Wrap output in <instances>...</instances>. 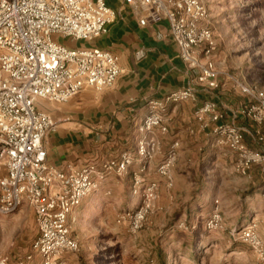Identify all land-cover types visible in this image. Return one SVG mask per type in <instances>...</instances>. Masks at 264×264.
<instances>
[{
  "label": "built area",
  "instance_id": "2783aa9c",
  "mask_svg": "<svg viewBox=\"0 0 264 264\" xmlns=\"http://www.w3.org/2000/svg\"><path fill=\"white\" fill-rule=\"evenodd\" d=\"M143 10L142 26L166 21L170 36L178 45L183 62L196 72V79L163 100L148 102V113L139 126L136 159L141 170L134 172L132 195L140 204L117 217L129 233L142 230L158 184L145 183V164L155 155L154 130L168 132L165 113L168 105L196 100V84L218 88L219 72L209 60L212 30L204 0H126ZM117 14L106 0H0V214L15 212L23 201L32 208L38 236L16 264H66V256L78 255L79 242L71 236L69 218L83 200L112 176H124L135 162L131 153L100 165L57 169L47 162L43 140L55 131L57 122L38 111L36 102L66 103L85 88L97 92L112 88L122 73L118 55L98 48L81 49L60 43V39L91 42L109 32ZM203 56L205 61L201 60ZM250 100L242 114L261 127L264 124V90L240 85ZM194 119L202 132L211 130L218 146L228 147L236 156L235 169L248 176L254 166L264 174V152L249 148L242 128L226 123L216 104L196 108ZM259 141L263 138L260 133ZM180 143L174 141L156 174L172 186ZM218 204V201L215 202ZM222 225L215 209L206 222L208 230ZM255 225L239 233V239L262 256L263 245L254 233ZM0 264H13L0 256Z\"/></svg>",
  "mask_w": 264,
  "mask_h": 264
},
{
  "label": "crops",
  "instance_id": "0c3cea01",
  "mask_svg": "<svg viewBox=\"0 0 264 264\" xmlns=\"http://www.w3.org/2000/svg\"><path fill=\"white\" fill-rule=\"evenodd\" d=\"M106 2L115 10L116 20L106 35L86 42V45L118 55L122 73L114 86L101 92L85 88L66 103H51L46 100L36 102L38 111L49 114L57 122L55 131L47 133L43 140L47 162L57 169H65L67 166L81 169L87 165H100L104 161L118 159L128 152L135 158L130 171L137 172L141 164L136 159V150L138 141L143 138L139 126L148 113V102L161 101L196 79V72L182 61L179 47L170 36L166 21L142 26L140 20L144 12L140 7L128 5L126 0ZM200 57L205 61L202 55ZM240 85L250 87L220 73L217 89L212 90L205 85L196 84L195 101L168 105L165 113L168 132L162 134L156 129L149 135L150 140H154L157 145L154 157L145 164L148 165L145 172L156 169L174 141L180 142L179 157L181 150L195 151L198 146H205L209 142L211 130L202 132L194 119L196 108L206 102L216 104L226 123L243 129L245 143L249 148L264 152V124L258 127L242 114L250 100L242 94ZM258 87L262 88L260 90L264 89L262 86ZM257 133L263 138L262 142L259 141ZM235 161L234 153L219 148V167L223 171L233 168L237 172ZM199 163L188 160L175 164L172 171L173 188L168 189L164 181H161L157 201L159 209L165 208L166 201L173 200L177 192L190 194L197 189L194 178H197ZM131 173L108 178L72 212L69 225L74 221L78 224L83 219H88L99 207L112 213L122 204L120 199L124 194L129 195L128 200L131 202L129 205L126 203L125 209L136 208L138 203L134 206L135 197L131 193ZM146 173L142 176L145 177ZM5 174L4 170L0 171V178ZM237 179L241 185L238 189L239 195L245 196L243 199L238 197L241 205L250 200L255 201L257 206L251 214L262 219L264 174L260 167L254 166L248 176L239 174ZM181 181L185 183L180 184ZM127 183L129 185L126 192ZM117 200L121 201L118 205ZM0 215V256L8 257L16 264L38 236L34 212L23 201L15 212ZM33 264L40 262L36 259Z\"/></svg>",
  "mask_w": 264,
  "mask_h": 264
},
{
  "label": "rangeland",
  "instance_id": "374dc122",
  "mask_svg": "<svg viewBox=\"0 0 264 264\" xmlns=\"http://www.w3.org/2000/svg\"><path fill=\"white\" fill-rule=\"evenodd\" d=\"M204 1L212 30L209 60L220 73L234 81L258 89L261 88L258 86L264 87V0ZM59 41L70 47L89 48L86 42H80L79 46L75 41ZM208 141L195 151L181 150L180 157L177 155L176 163L200 162L197 178H194L195 191L190 194L177 192L173 200L166 201L165 208L159 209L161 181L168 189L173 188V183L169 187L167 180L159 177L154 168L149 173L144 172L143 181L156 182L159 188L142 230L131 234L117 223L120 213L135 210L140 204L135 197L134 206L138 203L137 207L125 209L126 203L131 202L129 195L124 194L120 199L122 204L117 200L119 207L112 213L99 207L88 219L69 225L71 236L79 242L81 251L78 255H68V264H264V254L260 256L250 244L239 239L240 231L255 225L254 233L264 250V216L260 219L251 214L257 206L255 201H247L242 206L238 200L239 174L233 168L223 171L219 167V148L230 149L218 146L212 135ZM130 173L129 170L127 175ZM128 185L125 184L126 192ZM130 185L132 193L133 182ZM215 209L220 213L222 225L208 230L206 222Z\"/></svg>",
  "mask_w": 264,
  "mask_h": 264
}]
</instances>
